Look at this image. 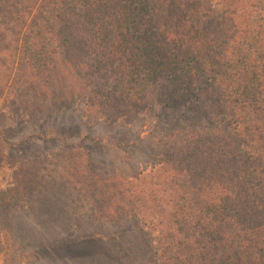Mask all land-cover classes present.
<instances>
[{
    "label": "trees",
    "instance_id": "1",
    "mask_svg": "<svg viewBox=\"0 0 264 264\" xmlns=\"http://www.w3.org/2000/svg\"><path fill=\"white\" fill-rule=\"evenodd\" d=\"M3 2L14 86H50L111 125L153 102L184 131L133 175L100 173L88 153L74 167L110 190L106 212L141 225L149 264H264V0ZM78 238L106 264L137 241L128 226Z\"/></svg>",
    "mask_w": 264,
    "mask_h": 264
},
{
    "label": "rangeland",
    "instance_id": "2",
    "mask_svg": "<svg viewBox=\"0 0 264 264\" xmlns=\"http://www.w3.org/2000/svg\"><path fill=\"white\" fill-rule=\"evenodd\" d=\"M3 5L0 0V264H106L96 257L99 250L78 236L112 235L123 226L137 241L118 264H149L153 253L141 225L131 218L117 221L106 212L110 190L83 182L74 167L78 157L84 166L88 153L100 173L133 175L139 164L153 161L165 133L184 131L170 129L172 116L153 102L137 116L111 125L95 118L98 112L86 109L83 101L54 96L50 86L42 92L25 82L14 86L18 47ZM71 78L79 76L68 75V83ZM105 252L119 256L112 246ZM115 260L108 258L107 264Z\"/></svg>",
    "mask_w": 264,
    "mask_h": 264
}]
</instances>
